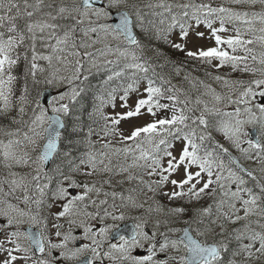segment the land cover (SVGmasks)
<instances>
[{
	"label": "snow or ice",
	"instance_id": "obj_1",
	"mask_svg": "<svg viewBox=\"0 0 264 264\" xmlns=\"http://www.w3.org/2000/svg\"><path fill=\"white\" fill-rule=\"evenodd\" d=\"M0 264H264V0H0Z\"/></svg>",
	"mask_w": 264,
	"mask_h": 264
}]
</instances>
